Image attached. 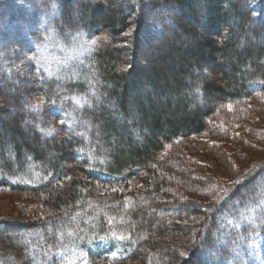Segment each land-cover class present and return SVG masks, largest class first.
<instances>
[{"label":"trees","instance_id":"trees-1","mask_svg":"<svg viewBox=\"0 0 264 264\" xmlns=\"http://www.w3.org/2000/svg\"><path fill=\"white\" fill-rule=\"evenodd\" d=\"M40 1L0 0V54L98 42L53 73L0 63V188L30 204L0 264H264V162L217 193L190 159L264 93V0Z\"/></svg>","mask_w":264,"mask_h":264},{"label":"rangeland","instance_id":"rangeland-1","mask_svg":"<svg viewBox=\"0 0 264 264\" xmlns=\"http://www.w3.org/2000/svg\"><path fill=\"white\" fill-rule=\"evenodd\" d=\"M91 40L92 38L82 32L67 33L61 39L38 45L33 53L19 52L21 57L14 63L12 60L17 54H0V63L7 66L12 62L20 71L27 68V63H36L48 73H53L89 52L92 47H88L85 42L90 43ZM33 56L37 59H28ZM144 58L145 56L140 54V59ZM12 93L13 91H8L7 95L11 96ZM224 111L223 115L213 117L211 124L214 123L220 130L209 137L212 144H217L223 154L218 155L210 151L204 155L197 153L190 156L191 161L199 165L195 168L197 174L201 173L210 180L217 181L212 187L217 193L225 189L233 190L236 175L255 170L264 162V93L235 105L228 104ZM2 117L6 118L5 115ZM59 124L58 120L52 119L51 127L57 129ZM191 196L200 200L207 199L198 193H192ZM26 198L22 193L0 188V218L17 216L20 211H25L30 205Z\"/></svg>","mask_w":264,"mask_h":264},{"label":"snow or ice","instance_id":"snow-or-ice-1","mask_svg":"<svg viewBox=\"0 0 264 264\" xmlns=\"http://www.w3.org/2000/svg\"><path fill=\"white\" fill-rule=\"evenodd\" d=\"M106 38V37H105ZM97 40L96 39H92L91 41H90V43L89 42H85L86 44H87V46L88 47H94L96 44H97ZM85 45H81V47H84ZM28 59H30V60H35V59H37V57H35V56H33V57H29ZM40 103H42V101L40 102ZM53 103H54V101H53ZM85 103H88V101L87 100H85ZM77 105L79 106L80 105V101L79 100H77ZM40 106V104L38 103V104H34V105H30V107L31 108H38ZM229 107H231V105H229ZM59 123L60 124H65L66 123V121L65 120H63V119H61L60 121H59ZM52 131H55V129H52ZM68 179H70V177L68 178ZM235 183H237V184H239L240 183V181H235ZM113 191H116V189H112ZM225 193L227 192V189H225V190H223ZM109 222H111V218H109ZM117 239H120V240H123V239H125V236L124 235H120V236H118V237H116ZM101 239H103V237H101ZM112 255L113 256H115V253H112ZM180 255L181 256H186L187 255V253H180ZM85 264H87V262L85 261Z\"/></svg>","mask_w":264,"mask_h":264}]
</instances>
